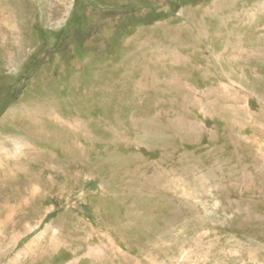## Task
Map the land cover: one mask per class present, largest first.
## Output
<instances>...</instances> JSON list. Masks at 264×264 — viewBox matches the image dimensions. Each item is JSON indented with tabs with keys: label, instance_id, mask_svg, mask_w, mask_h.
<instances>
[{
	"label": "rangeland",
	"instance_id": "1",
	"mask_svg": "<svg viewBox=\"0 0 264 264\" xmlns=\"http://www.w3.org/2000/svg\"><path fill=\"white\" fill-rule=\"evenodd\" d=\"M0 264H264V0H0Z\"/></svg>",
	"mask_w": 264,
	"mask_h": 264
}]
</instances>
